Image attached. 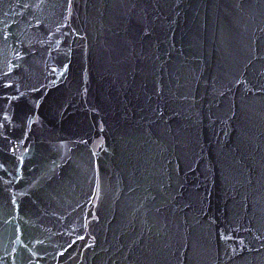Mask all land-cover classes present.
<instances>
[{
  "label": "water",
  "instance_id": "obj_1",
  "mask_svg": "<svg viewBox=\"0 0 264 264\" xmlns=\"http://www.w3.org/2000/svg\"><path fill=\"white\" fill-rule=\"evenodd\" d=\"M0 264H264V0H0Z\"/></svg>",
  "mask_w": 264,
  "mask_h": 264
}]
</instances>
